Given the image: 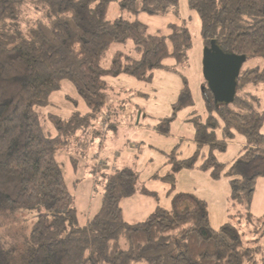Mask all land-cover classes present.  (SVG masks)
<instances>
[{"label": "trees", "instance_id": "trees-1", "mask_svg": "<svg viewBox=\"0 0 264 264\" xmlns=\"http://www.w3.org/2000/svg\"><path fill=\"white\" fill-rule=\"evenodd\" d=\"M201 20L205 46L212 40L227 53L246 61L264 57V0H187ZM110 0H0V214L37 211L29 247L20 264H264L245 247L237 226L229 221L212 226L206 200L190 192H176L172 207L157 206L140 222H127L122 201L137 192L138 175L130 168L103 174L102 204L86 223L57 160L69 140L68 130L89 126L104 106L105 77L130 75L151 81L165 60L184 62L192 45L186 23H170L167 33L152 34L140 19H107ZM180 0H121L130 14L179 16ZM27 10L33 15L28 16ZM132 41L134 55L118 51L108 69L102 59L113 43ZM70 81L89 106L88 114L54 120L59 135H46L36 107L47 105L62 81ZM204 88L207 114H194V140L211 151L197 164L170 155L163 180L172 190L183 169L209 172L214 179L229 178L233 204L250 209L257 179L264 176V102L247 90L264 83V69L241 70L232 103H217ZM194 106L188 85L179 93L171 116L154 128L164 134L177 113ZM68 135H71L69 133ZM236 135L244 146L232 163L221 162L214 150L224 151ZM143 193H153L144 189ZM126 241V247L121 245ZM17 249L0 246V264H14Z\"/></svg>", "mask_w": 264, "mask_h": 264}, {"label": "rangeland", "instance_id": "rangeland-1", "mask_svg": "<svg viewBox=\"0 0 264 264\" xmlns=\"http://www.w3.org/2000/svg\"><path fill=\"white\" fill-rule=\"evenodd\" d=\"M121 0H110L108 20L118 17L138 18L148 25L149 32L167 33L170 23H186L192 36V45L184 62L168 58V69L159 68L151 81H142L130 75L105 77L104 106L97 119L86 128L68 130L62 137L69 140L57 152V160L64 173L69 190L74 195L78 209L77 220L86 224L102 204L105 172L130 168L138 175L137 189L153 193H135L122 202L124 218L129 222L143 221L156 206L172 207L176 192H190L206 200L210 221L218 229L225 223L233 222L241 235L243 245L253 250L255 260L264 255V220L250 221L247 209L233 204L230 198L229 178L214 179L209 172L199 169H183L176 174L175 187L170 190L169 181L163 176L170 170V155L176 151L179 159H188L198 153L197 164L211 151L209 145L199 147L194 140V114L206 116V101L203 75L205 44L201 33V20L191 10L187 0H180L179 16L174 13L150 15L141 13L137 17L120 5ZM32 16L33 11L27 10ZM134 44L113 43L102 59V66L108 69L116 52L134 55ZM259 67L264 69V57L251 58L243 69ZM188 85L194 98V106L177 113L168 134L153 129L159 121L171 116L173 104L182 88ZM264 102V83L247 88ZM42 129L46 135H59L53 120H69L77 112L84 115L91 109L68 80L62 81L61 88L49 96L47 105L36 107ZM264 133V123L261 127ZM71 133V135H68ZM244 137L236 135L224 151L214 150L221 162L232 163L239 155ZM143 194V195H142ZM256 218L264 219V176L257 179L256 193L250 209ZM37 211L6 212L0 214V246L14 247L17 254L14 264H20V254L29 247V236L37 221ZM123 248L126 241H121ZM246 264H252L248 262Z\"/></svg>", "mask_w": 264, "mask_h": 264}, {"label": "water", "instance_id": "water-1", "mask_svg": "<svg viewBox=\"0 0 264 264\" xmlns=\"http://www.w3.org/2000/svg\"><path fill=\"white\" fill-rule=\"evenodd\" d=\"M246 57L227 53L212 40L203 56V75L217 103L230 104L237 92V79Z\"/></svg>", "mask_w": 264, "mask_h": 264}, {"label": "crops", "instance_id": "crops-1", "mask_svg": "<svg viewBox=\"0 0 264 264\" xmlns=\"http://www.w3.org/2000/svg\"><path fill=\"white\" fill-rule=\"evenodd\" d=\"M153 129H155V128L153 127ZM155 130H156V129H155ZM243 146H244V144H243ZM168 172H169V171H168ZM168 172H167V173H168ZM166 175H167V174H166ZM166 175H165V176H166ZM165 176H163V177H165ZM170 190H172V187H170ZM136 193L141 194V193H143V192H142L141 190H137ZM142 195H143V194H142ZM123 201H124V200H123ZM123 201H122V202H123ZM156 207H157V206H156ZM156 207H155V208H156ZM147 217H148V216H147ZM147 217H146V218H147ZM125 220H126L127 222H129L126 218H125ZM144 220H145V219H144ZM136 222H140V221H136ZM131 223H134V222H131Z\"/></svg>", "mask_w": 264, "mask_h": 264}]
</instances>
